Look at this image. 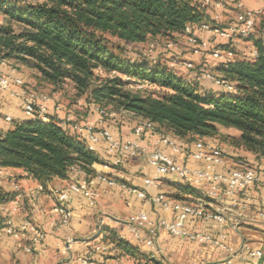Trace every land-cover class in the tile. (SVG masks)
I'll return each mask as SVG.
<instances>
[{
	"label": "trees",
	"instance_id": "16d2710c",
	"mask_svg": "<svg viewBox=\"0 0 264 264\" xmlns=\"http://www.w3.org/2000/svg\"><path fill=\"white\" fill-rule=\"evenodd\" d=\"M0 15L5 20L0 24V61L30 70L54 94L69 84L75 98L89 107L141 119L187 144L211 140L225 156L214 142L219 139L257 163L264 161V18L256 38L249 39L257 56L250 51L218 70L234 92L213 84L219 90L203 93L193 80L162 66L158 55L130 47L158 39L168 45L185 36L187 28L203 40L196 34L204 31L203 24L222 27L211 20L203 0H0ZM11 123L10 130L0 131V170H21L45 187L56 178L68 180L75 171L91 180L93 167L104 165L55 114L49 113L46 121ZM112 123L120 122L114 118ZM176 188L198 197L190 185ZM15 197L0 191V206ZM102 232L104 241L134 254L116 232ZM151 263L156 264H146Z\"/></svg>",
	"mask_w": 264,
	"mask_h": 264
},
{
	"label": "crops",
	"instance_id": "0c3cea01",
	"mask_svg": "<svg viewBox=\"0 0 264 264\" xmlns=\"http://www.w3.org/2000/svg\"><path fill=\"white\" fill-rule=\"evenodd\" d=\"M216 1H222V5L218 7ZM211 3L207 9L208 14L218 25L228 26L242 11L254 12L257 20L264 17L262 0H213ZM196 34L209 43L210 50L223 49L228 44L209 32L198 31ZM231 44L237 58L249 55L254 49L253 42L245 39H236ZM205 56L213 59L211 55ZM171 67L170 65L169 68ZM0 72L24 79L20 70L12 63L0 66ZM184 75L198 84L203 93L210 89L219 90L205 75L199 77L189 70ZM55 104L56 100L50 105V114H55ZM66 115L64 112L60 114L61 117ZM6 117L13 121L31 120L22 112L19 100L9 97L8 94H0L1 132L12 128V123L4 120ZM129 117V121L120 122L119 125L101 122L99 118L96 124L98 129L109 128L117 142H135L141 149L152 152L157 136L146 133L144 137L138 138L134 129L143 120ZM107 148V143L103 140L95 147V152L104 160V165L93 167L96 176L90 180L92 189L99 194L95 208L89 206L84 196L69 191L71 184L86 179L80 171H75L68 180L56 178L42 187L21 170H1L0 191L16 197L20 195V198L17 203L11 201L3 205L4 212L0 209V218L3 219V222L0 221V264H80L82 259H87L92 264H146L150 260L156 264H228L229 261L231 264H264V256L257 258L250 255V252L264 251V221L258 218L264 193L259 188H252L246 195L240 194L233 198L221 196L218 200L205 201L207 212L222 215L228 219L227 222L199 218H189L185 222L188 232L209 236L213 241L232 249V252H228L214 243L172 236L158 227L161 220L173 222L175 214L164 211L159 204H154V198L162 195L171 202L191 204L198 200L201 193L208 191L207 185L195 188L198 194L196 199L179 192L176 186L186 184L175 175L162 177L157 188L149 187L145 180L155 177L156 170L148 163L146 156H128L122 165L115 166L107 155ZM161 148L188 168L200 167L188 155H176L167 147ZM263 167L264 161L257 163L255 168L260 170ZM230 170V161L226 160V166L218 168V173H227ZM261 177L264 179L263 173ZM135 190L144 191L147 199L140 198ZM60 192H68L66 205L72 213L66 227H59L61 216L55 212ZM140 212L145 213L149 222L157 228L153 247L145 243L149 228H144L140 233L141 239L136 240L128 225V220ZM8 219L16 227L28 221L35 224L43 231L44 240L33 247L31 234L20 239L9 236L4 230L5 221ZM103 230L114 231L121 239L128 241L135 249L134 254L127 255L123 250L104 241ZM28 248H31V252L27 251Z\"/></svg>",
	"mask_w": 264,
	"mask_h": 264
},
{
	"label": "built area",
	"instance_id": "2783aa9c",
	"mask_svg": "<svg viewBox=\"0 0 264 264\" xmlns=\"http://www.w3.org/2000/svg\"><path fill=\"white\" fill-rule=\"evenodd\" d=\"M205 3H209V0H205ZM216 5L220 7L222 1L216 2ZM238 7L241 8V5H238ZM255 26L256 14L249 11L239 12L235 21L226 27L220 28L213 27L209 24H203L201 26L202 30L228 43L223 49L217 48L210 50L209 43L193 35L190 28H187L186 35L189 38V43L194 47L196 54L211 51L213 59L229 63L233 62L235 57L231 43L236 39H252L255 35ZM167 47L171 48L172 44H168ZM253 56H257V51L253 52ZM6 65L7 62L0 61L1 67ZM184 66L186 69H193L191 63H185ZM206 77L213 82V84L228 92H234L235 90L233 84L223 78H218L210 74H207ZM0 94H8L9 97L19 100L22 112L32 120L41 119L46 121L50 113V105L53 103V99L48 95L39 94L26 88L23 78L11 77L2 72H0ZM97 111L101 117L107 115L104 110L97 108ZM54 113L65 130L79 135L81 139L86 142L89 151L95 152L96 145L102 140L105 141L108 146L107 155L115 166L122 165L124 159L128 156H135L138 154L146 156L148 163L156 170L155 177L145 180V184L149 187L157 188L160 179L168 175H175L182 183L194 188L202 187L204 184L207 185L208 191L201 193L198 200L191 204L171 202L166 200L162 195L154 198L152 200L154 204H159L164 211H170L175 214L173 222L161 220L158 227L172 236L184 237L192 241L214 243L216 246L226 249L228 252H232V249L227 248L218 241H213L209 236L191 234L186 230L184 226L185 222L189 218L227 222L228 219L226 217L207 212L204 199L218 200L221 196L233 198L240 194L246 195L249 190L255 187L259 188L264 193V179L261 177V174H264V167L260 170L256 168H248L245 170L232 169L227 173H218V168L226 166V160L222 152L210 143L198 141L193 144H187L172 135L158 132L154 125L144 121L134 129V134L138 138L144 137L146 133L157 136L155 149L152 152H147V150L141 149L135 142H117L108 128L98 129L97 124L92 122H79L74 119L73 115L67 114L61 117L60 114L63 113V109L60 104H55ZM4 120L8 123L13 121L10 117H6ZM161 146L167 147L176 155L190 156L200 167L198 169H191L180 164L174 157L166 154ZM91 184V181L87 179L77 181L70 185L69 191L84 196L89 206L95 208L99 199V194L92 189ZM111 185H114V183H111ZM134 192L138 193L140 198L147 199V194L144 191L135 190ZM18 198H20V195L15 197L13 201L17 203ZM67 200L68 192L58 193V204L55 208V212L61 216L59 227L68 226L72 217V213L66 205ZM0 209L4 212L3 205L0 206ZM258 218L264 221V199L261 201V210L258 213ZM128 225L136 240L141 239L140 233L144 228H149V235L145 243L148 246H154L157 238V228L149 222L145 213L140 212L131 217L128 220ZM4 230L9 236L16 239L31 234V243L33 247L40 244L45 237L43 231L29 221L16 227L12 220L8 219L5 221ZM27 251L31 252V248H28ZM250 255L252 257L261 258L264 256V251L250 252ZM79 263L92 264L87 259H82ZM228 264H231V261H229Z\"/></svg>",
	"mask_w": 264,
	"mask_h": 264
},
{
	"label": "rangeland",
	"instance_id": "374dc122",
	"mask_svg": "<svg viewBox=\"0 0 264 264\" xmlns=\"http://www.w3.org/2000/svg\"><path fill=\"white\" fill-rule=\"evenodd\" d=\"M203 1L207 9L212 4L211 2H213V0H209V3H205V0ZM260 18L261 19L258 20L256 19L255 36H257L258 30L261 29V22L264 17H260ZM4 22L5 20L0 15V24H3ZM220 26L226 27L223 25ZM188 39L189 38L187 35L182 37H177L176 40L171 43L172 44L171 48H168L166 42L161 41L160 39L155 41L150 40L144 45H133L130 47L132 48L131 49L132 52L143 53L145 55H158L159 63L162 66L168 68L171 65L172 67L170 69L173 70L175 73H177V75L179 76H183V77L186 76L184 75L185 71L186 70L188 71L189 69H186L184 64L191 63L193 65V69L189 70L191 71V73L194 72L199 77L201 75L206 76L207 74H210L219 78L221 75L219 74L218 70L222 66L223 62L206 58L205 55L212 56V53L209 51L200 52L199 54H196L194 51V47L189 43ZM232 51L235 54L234 57L235 59L237 57V53L234 51L233 46H232ZM14 67L20 70L22 76L24 77L26 88L39 94L48 95L53 99L52 104H54L55 100L56 101L58 100V104L62 106L63 112L68 115H73L75 119L79 122H92L96 124L98 118L100 119L101 122L104 123L108 121L109 123H112L114 118L116 119V122L118 121L127 122L131 119L129 116L123 113L113 112L112 109L104 110L107 113V115L105 117H101L99 116L96 107L95 108L93 106L89 107L84 99L78 101V99L75 98V92L71 85L69 84L64 85L63 89L60 92L54 94L51 88H47L39 85L38 82L35 80L33 73L30 70L17 65H15ZM186 79L191 81L189 77H186ZM139 88L141 89L142 87L139 86ZM54 106L55 105H53V108ZM141 123H143V121H141ZM221 132L222 134L225 135L237 136V133L235 131L221 130ZM204 142L209 143L213 141L204 140ZM214 142L218 144L219 148L225 152L224 158L225 160L230 161L233 170H245L248 168L256 167L257 162L254 157L242 151H235L231 147H228L227 145L223 144L219 139H216V141ZM205 201L206 199H204V202Z\"/></svg>",
	"mask_w": 264,
	"mask_h": 264
}]
</instances>
